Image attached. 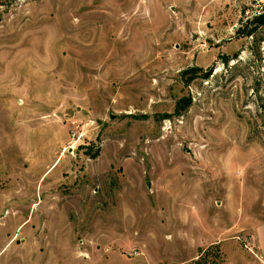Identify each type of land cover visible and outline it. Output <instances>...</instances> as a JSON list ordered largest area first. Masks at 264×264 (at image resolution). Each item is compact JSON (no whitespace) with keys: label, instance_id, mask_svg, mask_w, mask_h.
I'll return each instance as SVG.
<instances>
[{"label":"rangeland","instance_id":"1","mask_svg":"<svg viewBox=\"0 0 264 264\" xmlns=\"http://www.w3.org/2000/svg\"><path fill=\"white\" fill-rule=\"evenodd\" d=\"M263 12L0 0V264H264Z\"/></svg>","mask_w":264,"mask_h":264},{"label":"trees","instance_id":"2","mask_svg":"<svg viewBox=\"0 0 264 264\" xmlns=\"http://www.w3.org/2000/svg\"><path fill=\"white\" fill-rule=\"evenodd\" d=\"M255 24V27H250V28H248L247 29V31H246V33L247 34H252V32L254 31V29H256L258 26H262V25H264V12L263 13H261V14H259V15H257V16H255L253 19H251L250 21H249V24ZM247 27H249L248 26V24H247ZM228 59H229V56L226 58V61H228ZM211 71H212V68H210L209 69V71H208V73L205 75L206 77L207 76H209V74L211 73ZM203 260H204V254H202L195 262H194V264H206L205 262H203Z\"/></svg>","mask_w":264,"mask_h":264},{"label":"built area","instance_id":"3","mask_svg":"<svg viewBox=\"0 0 264 264\" xmlns=\"http://www.w3.org/2000/svg\"><path fill=\"white\" fill-rule=\"evenodd\" d=\"M83 136V133L80 134V136ZM74 138H79V131H73Z\"/></svg>","mask_w":264,"mask_h":264}]
</instances>
